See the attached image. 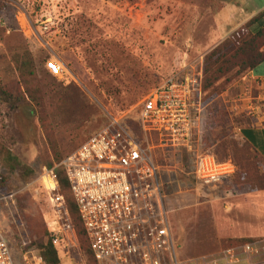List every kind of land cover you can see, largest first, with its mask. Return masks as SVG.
I'll return each instance as SVG.
<instances>
[{
	"label": "rangeland",
	"instance_id": "rangeland-1",
	"mask_svg": "<svg viewBox=\"0 0 264 264\" xmlns=\"http://www.w3.org/2000/svg\"><path fill=\"white\" fill-rule=\"evenodd\" d=\"M227 1L0 0V89L10 97L0 98V199L16 195L0 201V229L16 248L14 264H23L20 247L40 238L53 218L44 179L56 156L62 162L105 128V110L119 117L172 75L202 72L203 58L230 36L217 34L215 20ZM26 54L32 77L22 76ZM49 60L60 63L61 76L48 74ZM255 74L264 75V64ZM215 87L207 107L217 124L208 134L213 148L202 149L201 135L192 146L229 163L231 175L204 185L194 177L196 153L156 152L182 260L216 253L231 240L264 239V163L240 138L243 127L264 124V80L246 73ZM140 115L137 108L120 122L133 136ZM69 219L76 242L59 249L61 264H89Z\"/></svg>",
	"mask_w": 264,
	"mask_h": 264
},
{
	"label": "built area",
	"instance_id": "built-area-1",
	"mask_svg": "<svg viewBox=\"0 0 264 264\" xmlns=\"http://www.w3.org/2000/svg\"><path fill=\"white\" fill-rule=\"evenodd\" d=\"M45 67L55 77L63 72L55 60ZM201 78L200 70L178 72L123 115L105 110L109 124L55 167L65 174L97 264H264V239L188 260L178 255L156 152L182 148L196 153L194 177L204 185L220 183L232 173L229 163L193 151L201 133ZM137 108L141 115L133 136L120 122ZM45 176L53 183L46 187L53 207V218L46 223L49 240L67 252L76 242L74 228L54 168ZM14 195L0 201L12 203ZM28 245L19 250L22 263L45 264ZM12 250L0 229V264H14Z\"/></svg>",
	"mask_w": 264,
	"mask_h": 264
},
{
	"label": "trees",
	"instance_id": "trees-1",
	"mask_svg": "<svg viewBox=\"0 0 264 264\" xmlns=\"http://www.w3.org/2000/svg\"><path fill=\"white\" fill-rule=\"evenodd\" d=\"M202 61V78H201V103L203 107L201 115V146L202 149L209 147L213 148V142H209V136L212 135V130L217 124H210V111H207L208 105H212L214 99L211 97L216 93L217 88L215 85L222 79H235L246 73L255 71L260 65L264 63V11L260 12L243 27L235 31L228 38H226L218 47H216L211 53L206 55ZM23 65L21 66V72L23 77L33 76V64L30 56L26 54V57H22ZM235 69V71H233ZM48 72V71H47ZM48 74L52 76L49 72ZM230 77V78H229ZM0 98L5 102L10 100V97L6 92L0 89ZM211 100V101H210ZM135 106V105H134ZM128 111V110H126ZM124 111V112H126ZM124 112H118L121 114ZM214 120V119H213ZM216 121V117H215ZM214 121V122H215ZM216 123V122H215ZM85 141V140H84ZM83 141V142H84ZM246 143V142H245ZM248 144V143H246ZM251 148V146L248 144ZM252 149V148H251ZM253 150V149H252ZM199 151L200 154L208 153ZM254 151V150H253ZM255 152V151H254ZM193 155V152H188ZM211 154V153H210ZM255 154L263 161L264 160L255 152ZM213 155V153H212ZM60 157L56 156L55 166H58ZM3 163L6 167L12 169L14 167V159L11 152L7 149L3 150ZM31 174V172H29ZM54 176L58 184L60 195L65 201L68 213L74 223L77 235L79 237L80 246L83 254L86 256L89 264H97L93 258V255L89 248V243L86 237L83 224L77 213L75 203L68 185L67 179L62 169L54 168ZM4 178L0 176V184H3ZM16 196V195H15ZM16 199V197H15ZM257 239H236L227 242L221 249L236 247L248 242H252ZM27 249L35 250L43 259L45 264H61L60 250L54 247L48 235V230L45 224V232L42 236L36 240H30ZM11 246V242H10ZM12 249H16L11 246ZM21 248V247H20ZM20 250V249H19ZM203 256V255H202Z\"/></svg>",
	"mask_w": 264,
	"mask_h": 264
},
{
	"label": "crops",
	"instance_id": "crops-1",
	"mask_svg": "<svg viewBox=\"0 0 264 264\" xmlns=\"http://www.w3.org/2000/svg\"><path fill=\"white\" fill-rule=\"evenodd\" d=\"M263 11L264 0H229L215 15L217 34H224L222 37L226 38ZM255 71L250 73L251 76L264 80V75H256ZM240 138L264 160V124L243 127Z\"/></svg>",
	"mask_w": 264,
	"mask_h": 264
},
{
	"label": "bare ground",
	"instance_id": "bare-ground-1",
	"mask_svg": "<svg viewBox=\"0 0 264 264\" xmlns=\"http://www.w3.org/2000/svg\"><path fill=\"white\" fill-rule=\"evenodd\" d=\"M44 183H45V186L48 189H51L53 187L52 184L50 183V181L47 178L44 179Z\"/></svg>",
	"mask_w": 264,
	"mask_h": 264
}]
</instances>
